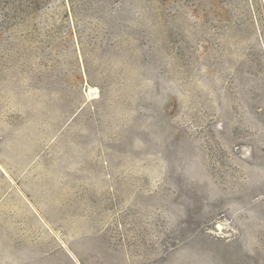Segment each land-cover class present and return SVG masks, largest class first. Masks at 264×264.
<instances>
[{"label": "rangeland", "instance_id": "374dc122", "mask_svg": "<svg viewBox=\"0 0 264 264\" xmlns=\"http://www.w3.org/2000/svg\"><path fill=\"white\" fill-rule=\"evenodd\" d=\"M0 264H264V0H0Z\"/></svg>", "mask_w": 264, "mask_h": 264}]
</instances>
